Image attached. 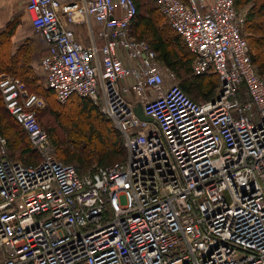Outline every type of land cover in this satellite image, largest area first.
Masks as SVG:
<instances>
[{
    "label": "built area",
    "instance_id": "obj_1",
    "mask_svg": "<svg viewBox=\"0 0 264 264\" xmlns=\"http://www.w3.org/2000/svg\"><path fill=\"white\" fill-rule=\"evenodd\" d=\"M157 3L192 52V73L218 78L211 98L190 96L133 35L135 0H26L46 84L60 101L90 97L126 155L83 172L60 159L37 117L45 98L0 72L38 154L10 157L0 134V264H264V73L247 14L236 0Z\"/></svg>",
    "mask_w": 264,
    "mask_h": 264
},
{
    "label": "trees",
    "instance_id": "obj_2",
    "mask_svg": "<svg viewBox=\"0 0 264 264\" xmlns=\"http://www.w3.org/2000/svg\"><path fill=\"white\" fill-rule=\"evenodd\" d=\"M135 1L137 4V13L131 23L133 35L146 39L150 46L158 52L159 59L174 69L177 75L181 70L189 74L190 79L179 80V83L190 96L195 99L198 97L204 99L211 98L218 85V78L215 74L192 73L193 54L188 49L182 36L166 20L157 0ZM151 1H154V4ZM251 2L252 5L247 13L245 22V30L251 47L252 61L256 65L258 72L262 74L264 73V0H236V4L240 6ZM145 3H148L147 6ZM144 4L147 7H145L146 11L142 10ZM147 12L148 14H146ZM18 23L19 18L15 15L7 21L5 28L0 30V72L5 71L19 77L25 82L28 91L35 92L45 98L47 104L44 107L37 108V117L47 129L57 156L59 155L58 157L64 161L73 164L76 163L74 165L80 172L86 171L93 166L89 160H84L83 155L86 156L89 150H83L84 145L82 144L80 148H77L81 154L77 152L74 154L65 153L66 148L62 145L63 142L60 145L59 141L52 137L50 133L51 129L47 126L48 122L45 120V117L49 114H54L58 117L61 116L64 119L72 118L73 116L71 117V114H74V118L78 117L80 119L81 117H86L87 121L82 118V121L89 123L88 126L82 125L87 128L86 130L79 127L81 123H78V120L72 126L77 125L76 128L78 127V130H82L79 133L84 134L83 138L85 137L84 139L94 146V150H97V146L94 143L98 139L97 143L101 146V149L99 146L101 158H99L100 163L98 164L108 165L114 161L124 159L126 149L123 144L122 134L114 126L112 119L104 115L90 97L74 92L66 101H60L54 89L42 83V79L35 72L33 65L29 63L32 59V56L29 54V49L33 48L31 44L24 43L15 53H11L13 45L12 36L15 33ZM195 88L196 90H194ZM11 129H13V133L8 132ZM100 131L102 132V136ZM0 133L7 138L8 149L12 150L19 145L22 147V152L19 154H25L26 158V153L30 154V161L21 160L26 163L38 160V154L32 148L26 130L6 107L1 91ZM105 144L110 145L111 149L106 151L107 149L103 148ZM91 154L93 155L94 152Z\"/></svg>",
    "mask_w": 264,
    "mask_h": 264
},
{
    "label": "rangeland",
    "instance_id": "obj_3",
    "mask_svg": "<svg viewBox=\"0 0 264 264\" xmlns=\"http://www.w3.org/2000/svg\"><path fill=\"white\" fill-rule=\"evenodd\" d=\"M142 1H144V0H142ZM24 3H25V1L24 0H20V1H16L13 5H12V7L10 8V12H11V18L10 19H12L15 15L16 16H18V18H19V21H20V18H21V16L23 15V13L25 12L24 11ZM150 3V2H149ZM151 3L152 4H154V1H151ZM146 4V6H147V4L148 3H145ZM145 4H144V6H143V8H142V10L143 11H146V6H145ZM246 5L247 4H243L242 6H245L246 7ZM146 7V8H145ZM146 14H148V12L146 13ZM4 28H5V26H4ZM3 28V29H4ZM17 28V27H16ZM2 30V29H1ZM17 30V29H16ZM16 30H15V33H16ZM28 34H31V35H33V36H36L37 34L35 33V31H34V29H33V27H31V23H30V21L29 20H26V22L24 23V26H23V29H22V32H21V35L22 36H26V35H28ZM36 34V35H35ZM38 36V39L39 40H41L42 41V39L40 38V36L39 35H37ZM13 41V40H12ZM36 45H38V44H36ZM41 48V47H40ZM45 48H46V45H45V47H44V50H43V52L45 51ZM42 52V53H43ZM41 52H39V53H37L36 52V54H38L37 55V59H39V60H41V57L44 55V53L42 54ZM41 55V56H40ZM37 65V63H35L34 64V66H36ZM36 72L38 73V74H41V79H42V83L44 84V85H46V75H45V73H43V71H41L37 66H36ZM178 78H179V80H183V79H190V77H189V74L187 73V72H185L184 70H181V71H179L178 72ZM194 90H196V88L194 89ZM198 100H205L204 98H202V97H198L197 98ZM46 101V100H45ZM45 104H47V101H46V103ZM73 116V117H72ZM83 116V115H82ZM71 117L72 118H69V119H64V118H62L61 116H55L54 114H49V115H47L46 117H45V120L48 122V127L51 129V135H52V137L53 138H56V140L57 141H59V144L61 145V142H63V146L66 148L65 149V153H67V154H74L75 152H77L78 154H81L78 150H77V148H80L81 147V144L82 145H84V148H83V150H86V149H88L89 150V153L86 155V156H84L83 155V157H84V160H89L90 161V164L91 165H94L95 163L96 164H98V163H100V160H99V158H101V154H100V152H99V146H100V144L99 143H97V141H98V139H96V141H95V145L97 146V150H94L93 148H94V146H92V144H90V142H87L86 141V139H84L83 138V135L82 134H80L79 132L81 131L82 132V130H78L77 128H76V126L74 127V126H72L73 124H75L74 122H77V120H78V123H81V125H79V127L80 128H82L83 130H86L87 128H85L84 126H88L89 125V123H86V122H84V121H82V118L83 119H85L86 121H87V119H86V117L84 116V117H81L80 119L78 118V117H75L74 118V114H71ZM82 125H84V126H82ZM101 127V126H100ZM77 129V130H76ZM9 133H13V129H11L10 131H8ZM75 132V133H74ZM85 132H87V133H89L88 131H85ZM100 133H101V136H102V132L100 131ZM1 134V133H0ZM81 135V136H80ZM98 136H100V135H98ZM102 140V139H101ZM55 143V142H54ZM108 143H111V142H108ZM55 145H56V143H55ZM106 145V144H105ZM103 146V148H106L107 150L106 151H108V150H110L111 149V147H110V145H106V146ZM57 147V146H56ZM21 148L22 147H20L19 145L18 146H16L14 149H12V150H10L9 149V156L10 157H18V158H20V159H23V160H26V161H30L29 160V156H30V154L29 153H26V156H27V158L25 157V154H23V153H21V154H19L20 152H22L21 151ZM90 148H91V150H90ZM100 149H101V146H100ZM94 152V154L92 155L91 153H93ZM57 154V153H56ZM62 154H63V149H62ZM59 156V155H58ZM36 157V156H35ZM60 158V157H59ZM62 159V158H61ZM74 164H76V163H74ZM91 168V167H90ZM88 170V169H87Z\"/></svg>",
    "mask_w": 264,
    "mask_h": 264
},
{
    "label": "crops",
    "instance_id": "obj_4",
    "mask_svg": "<svg viewBox=\"0 0 264 264\" xmlns=\"http://www.w3.org/2000/svg\"><path fill=\"white\" fill-rule=\"evenodd\" d=\"M17 0H0V30L4 28V26L6 25L7 21L10 20L11 18V12H10V8L12 7V5L16 2ZM20 1V0H18ZM26 2V0H24ZM252 5V2L251 3H248L245 6H242V10L246 12V14L248 13L250 7ZM24 13L23 15L21 16L20 18V21L17 25V30H16V33L13 34L12 36V40H13V45H12V48H11V53H15L16 50L22 45V44H31L33 46V48L29 49V54L32 56V59L30 60V64L33 65L34 67V70L36 72V66L44 72V70L41 68V65H40V60L37 59V53L39 52H43L44 50V47H45V43L43 42V40H39L38 39V36H33L31 34H28L26 35L25 37L21 35V32H22V29H23V26H24V23L26 22V20H29L30 23H31V19H30V15L28 13V11L26 10L25 8V3H24ZM31 27H32V24H31ZM75 28H76V32H77V35L78 37L84 42V43H89L91 40L90 38H88V35H87V28L84 24H76L75 25ZM94 28L96 29L97 28V25L94 23ZM101 41V40H100ZM38 44V45H36ZM41 47V48H40ZM46 52V48H45V51ZM43 52V53H44ZM42 53V54H43ZM41 56V55H40ZM37 63L36 66H34V64ZM37 73V72H36ZM38 74V73H37ZM40 76V78L42 77L41 74H38ZM46 75V74H45Z\"/></svg>",
    "mask_w": 264,
    "mask_h": 264
},
{
    "label": "water",
    "instance_id": "obj_5",
    "mask_svg": "<svg viewBox=\"0 0 264 264\" xmlns=\"http://www.w3.org/2000/svg\"><path fill=\"white\" fill-rule=\"evenodd\" d=\"M136 111H137V113H138V115H139L140 117L145 118V119H150V117H148V116H146V115L144 114V112H143L141 106H138V107L136 108Z\"/></svg>",
    "mask_w": 264,
    "mask_h": 264
}]
</instances>
